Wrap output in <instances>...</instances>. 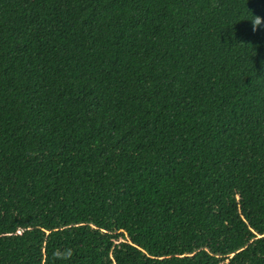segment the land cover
Instances as JSON below:
<instances>
[{
	"label": "trees",
	"instance_id": "obj_1",
	"mask_svg": "<svg viewBox=\"0 0 264 264\" xmlns=\"http://www.w3.org/2000/svg\"><path fill=\"white\" fill-rule=\"evenodd\" d=\"M0 264H264V0H0Z\"/></svg>",
	"mask_w": 264,
	"mask_h": 264
},
{
	"label": "clouds",
	"instance_id": "obj_2",
	"mask_svg": "<svg viewBox=\"0 0 264 264\" xmlns=\"http://www.w3.org/2000/svg\"><path fill=\"white\" fill-rule=\"evenodd\" d=\"M67 255H68V256H70V255H71V251H70V250H68V252H67Z\"/></svg>",
	"mask_w": 264,
	"mask_h": 264
}]
</instances>
